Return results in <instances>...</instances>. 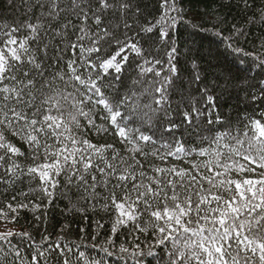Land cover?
Here are the masks:
<instances>
[{
  "label": "snow or ice",
  "instance_id": "obj_1",
  "mask_svg": "<svg viewBox=\"0 0 264 264\" xmlns=\"http://www.w3.org/2000/svg\"><path fill=\"white\" fill-rule=\"evenodd\" d=\"M24 2L28 12L40 7L35 23L0 24V185L28 184L21 195L39 194L48 204L72 192L102 202L114 217L112 236L126 229L132 237L131 248H118L125 264H141V236L154 241L147 244L150 250L167 248V264H264V119L248 118L238 131L209 130L189 147L177 134L169 99L177 74L175 45L166 62L150 58L135 36L125 32L120 39L111 21L105 24L110 13L124 19L131 7L126 0ZM177 2L162 0L161 15L142 26L143 32L158 29L168 41L177 27ZM131 27L125 20L124 28ZM113 47L115 52L105 55ZM57 62L63 67L55 68ZM126 65L136 76L120 92ZM97 115L103 123L97 124ZM200 115L195 107L182 113V124L191 126L185 132L198 127ZM85 128L114 136L121 147L91 143ZM6 207L17 213L29 205ZM15 219L0 210V223ZM13 236L33 246L26 233H0V264H25L11 244ZM107 243L115 247L113 240ZM34 247L30 264H49V251H58L62 264H72L67 245ZM75 258L89 264L84 252L76 250Z\"/></svg>",
  "mask_w": 264,
  "mask_h": 264
},
{
  "label": "trees",
  "instance_id": "obj_2",
  "mask_svg": "<svg viewBox=\"0 0 264 264\" xmlns=\"http://www.w3.org/2000/svg\"><path fill=\"white\" fill-rule=\"evenodd\" d=\"M126 2L131 7L124 19L120 18L119 13H110L105 18V24L111 21L110 26L120 39H125V32L135 36L150 58L166 62V53L175 45L174 66L177 74L169 99L174 109L173 119L178 126L177 134L191 142L189 147L196 146L201 135L209 130L215 132L216 129L223 131L232 128L238 131L248 118L264 119V64L259 62V59H264V0H178L176 7L180 11L177 15V27L174 34L170 33L168 41L161 40L158 29L151 34H145L142 30V26H147L148 21L159 18L162 0ZM27 8L24 0H0V24L19 26L30 21L35 23L40 17V7L33 6L30 12ZM125 20L132 25L131 28H124ZM114 52L115 47L109 48L105 55ZM70 55L69 53L68 57ZM129 59L134 63L132 56ZM62 67L61 62L55 64V68ZM126 68L123 83L118 82L120 92L132 86L131 81L136 76L133 68L127 65ZM209 98L213 103H208ZM193 107L201 115L198 127L188 133L184 130L187 125L182 124V113L191 112ZM95 119L97 124L103 123L99 115ZM217 119L223 123H208L209 120ZM84 132L93 144L102 146L116 143L117 147H121L114 136L97 134L88 128ZM157 135H160L159 131ZM14 142L27 153L20 141ZM21 162L30 163L23 158ZM169 163L176 162L170 160ZM146 166H152V162ZM28 191V184L0 185V210L8 212V220L16 217L15 223H0V233L11 231L26 233L31 237L33 246H30L28 240L22 241L17 236H13L11 240V244L21 250L25 264H30L31 256L35 253L34 246L49 250L57 243L61 247L67 245L73 249L68 254L72 264H81L75 258L76 250L85 253L89 264H125V261L119 259L118 248L121 244L131 248L128 241L132 237L127 234L126 229H121L115 237L112 236L114 217L102 209V202L86 201L72 192L69 194L70 198L60 194L48 204L47 198H38L39 194L21 195ZM13 196L16 197L15 200ZM21 202L29 205V208L11 213L6 207L8 204L16 207ZM34 204L39 205L38 211L31 210ZM44 237H48L47 243H44ZM110 239L114 241L115 247L107 243ZM139 242L145 253L140 258L141 264H167L166 247L150 250L147 244L154 241L148 236H141ZM4 247L7 250L8 245ZM103 248H107L113 255L101 251ZM152 252L155 254H151ZM47 255L49 264H62L64 257L59 256L58 251H49Z\"/></svg>",
  "mask_w": 264,
  "mask_h": 264
}]
</instances>
